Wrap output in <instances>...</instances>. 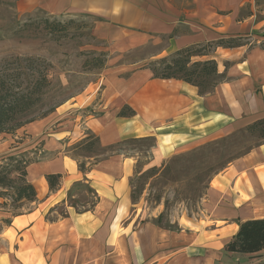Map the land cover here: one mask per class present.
I'll return each mask as SVG.
<instances>
[{"label": "crops", "instance_id": "1", "mask_svg": "<svg viewBox=\"0 0 264 264\" xmlns=\"http://www.w3.org/2000/svg\"><path fill=\"white\" fill-rule=\"evenodd\" d=\"M15 3L21 12L40 9L54 16L84 12L101 17L95 25L98 36L115 45L118 54L151 44V60L219 38L243 41L257 25L252 18L255 0ZM243 43L192 57L216 63L221 78L208 93L181 79L155 77L137 62L109 65L100 79L98 102L88 93L82 100L59 105L21 126L24 139L14 145L6 135L0 150L36 149L43 157L26 167L27 180L36 190L34 207L1 219L0 264H219L226 254L237 253L224 248L239 222L264 217V140L211 177L203 199L205 226L175 230L132 209L130 178L141 152L112 151L96 160L85 156L86 168L81 170L72 151L88 134L97 137L98 148L104 150L128 139H151L148 159L153 167L264 119V46ZM125 106L133 116L118 114ZM47 174L60 175L53 189ZM81 185L91 189L93 201L78 209L68 200Z\"/></svg>", "mask_w": 264, "mask_h": 264}, {"label": "rangeland", "instance_id": "2", "mask_svg": "<svg viewBox=\"0 0 264 264\" xmlns=\"http://www.w3.org/2000/svg\"><path fill=\"white\" fill-rule=\"evenodd\" d=\"M255 2L252 18L257 25L249 32V37L243 39L250 47L264 46V0ZM99 20H102L101 17L84 12L60 16L49 15L40 9L21 12L15 0H0V70L10 71L16 64L7 66L4 61L16 56L38 57L51 65V84L32 112L21 119L22 122L47 116L59 105L82 100L88 93H93L98 102L100 79L103 70L109 65L137 62L136 66L150 69L153 61L151 44L123 52V55L118 54L115 50L119 49H114L115 45H110L108 40L98 36L95 25ZM58 22L62 23L63 28L57 26ZM102 32L106 34L107 28ZM220 78L217 77L218 80ZM88 110L92 111V108ZM20 128L1 133L0 143L6 135L12 138L11 145L24 139V133L19 132ZM263 140V132L250 131L244 127L190 150L173 154L161 165L153 167L149 166L148 159V151L153 144L151 139H128L110 151L99 149L95 143L92 149L75 148L72 154L86 168L85 156H94L96 160L112 151L129 154L141 152L137 170L130 178L131 200L134 204L132 209L142 211L160 226L173 230L181 226L189 229L205 226L207 217L204 214L203 199L211 177ZM11 154L28 162L43 157L36 149L23 153L0 150V166L9 164L8 167H11L14 163L8 159ZM71 195L74 197H69L68 201L76 204L78 209L91 206L93 194L89 187L81 185L77 190L73 189ZM34 205V202L25 199L17 200L13 189L0 188V228L4 222L1 220L3 217L27 212ZM58 211L60 214L64 212L62 208ZM260 261H264V248L255 254H226L225 260L219 264H250Z\"/></svg>", "mask_w": 264, "mask_h": 264}, {"label": "trees", "instance_id": "3", "mask_svg": "<svg viewBox=\"0 0 264 264\" xmlns=\"http://www.w3.org/2000/svg\"><path fill=\"white\" fill-rule=\"evenodd\" d=\"M57 26L63 28L62 23L58 22ZM242 44L244 43L241 37H229L204 44L190 45L167 57L151 61L150 69L155 77L181 79L197 86L200 93H208L218 82L217 77H220L216 63L213 59L192 60V57L208 55L219 46L235 47ZM11 60L4 61L7 66L11 63L16 64L10 71L0 70V134L33 121L34 119H30L22 122L21 119L32 112L35 104L42 99L45 89L51 84V73L49 72L51 65L43 59L33 56H16ZM118 114L133 116L134 111L125 106ZM246 127L250 131L257 130L264 133V119L255 121ZM97 142V137L88 134L73 147L92 149ZM114 146L109 145L105 150H110ZM8 159L14 163L11 167H8L9 164L0 166V188L13 189L17 200L34 201L36 190L26 177V167L29 162L13 154L9 155ZM79 168L85 170L82 163H79ZM59 177V174L46 175L50 189L58 184ZM76 186L78 187L79 184ZM71 205L76 207L74 203ZM263 248L264 217H261L240 221L237 232L227 242L224 249L228 252L253 254ZM254 264H264V262Z\"/></svg>", "mask_w": 264, "mask_h": 264}]
</instances>
